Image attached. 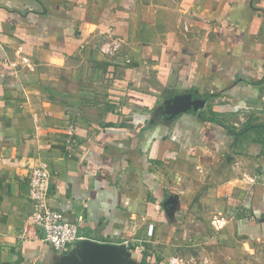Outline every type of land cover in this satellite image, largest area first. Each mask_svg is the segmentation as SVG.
<instances>
[{
    "label": "crops",
    "instance_id": "obj_1",
    "mask_svg": "<svg viewBox=\"0 0 264 264\" xmlns=\"http://www.w3.org/2000/svg\"><path fill=\"white\" fill-rule=\"evenodd\" d=\"M43 165L120 264H264V0H0V264H91L28 222Z\"/></svg>",
    "mask_w": 264,
    "mask_h": 264
},
{
    "label": "built area",
    "instance_id": "obj_2",
    "mask_svg": "<svg viewBox=\"0 0 264 264\" xmlns=\"http://www.w3.org/2000/svg\"><path fill=\"white\" fill-rule=\"evenodd\" d=\"M51 173L47 166L31 170L28 181V197L33 210L28 222L41 233L42 240L55 250H64L71 244L89 239L80 232L79 221L69 219L64 212L50 204ZM170 264H178L177 258Z\"/></svg>",
    "mask_w": 264,
    "mask_h": 264
},
{
    "label": "water",
    "instance_id": "obj_3",
    "mask_svg": "<svg viewBox=\"0 0 264 264\" xmlns=\"http://www.w3.org/2000/svg\"><path fill=\"white\" fill-rule=\"evenodd\" d=\"M208 99L194 96L193 93H181L170 97L166 105V113L170 118L190 112H201L205 109ZM80 256L84 261L91 264H102L109 262L111 264H120L121 256L110 243H101L91 239L77 243Z\"/></svg>",
    "mask_w": 264,
    "mask_h": 264
},
{
    "label": "rangeland",
    "instance_id": "obj_4",
    "mask_svg": "<svg viewBox=\"0 0 264 264\" xmlns=\"http://www.w3.org/2000/svg\"><path fill=\"white\" fill-rule=\"evenodd\" d=\"M81 80V79H80ZM88 81L89 80H85V81H83L82 83H80L82 86H87V84H88ZM92 85V84H91ZM101 113V111H97V113ZM73 123H74V121H73ZM70 125H72V127L71 126H69V129L67 128V132H68V135H67V143L69 144V143H74V144H77L78 143V140H77V138H74V132H73V124L72 123H70ZM69 136V137H68Z\"/></svg>",
    "mask_w": 264,
    "mask_h": 264
}]
</instances>
